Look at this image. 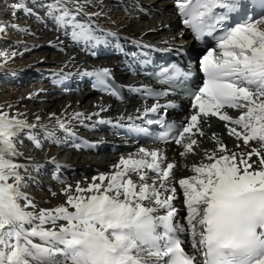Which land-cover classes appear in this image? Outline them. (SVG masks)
Returning a JSON list of instances; mask_svg holds the SVG:
<instances>
[{
	"label": "snow or ice",
	"instance_id": "1",
	"mask_svg": "<svg viewBox=\"0 0 264 264\" xmlns=\"http://www.w3.org/2000/svg\"><path fill=\"white\" fill-rule=\"evenodd\" d=\"M68 3L73 9L66 6ZM90 3L56 0L49 5L48 14L59 12L55 16L58 26L71 24L74 39L91 37L93 30L76 24L73 15ZM253 6L261 10L260 18L250 16L248 5L241 0H176L184 25L192 29L196 39L211 36L215 40L214 49L200 61L205 79L193 103L198 111L181 131L175 133L168 126L159 137L167 141L172 135L173 142L184 148L181 156L197 144L185 134L195 130L204 135L200 117L209 115L227 122L228 134L243 140L244 146L256 140L264 149V0H254ZM25 11L31 14L30 9ZM234 13L244 22L229 23L235 19ZM3 31L4 26H0ZM3 55L7 62V54ZM89 75L102 81L109 70L99 69ZM165 77L171 79L167 74ZM159 107L154 105L147 111L156 112ZM225 108L243 111L239 117H232L222 111ZM81 115L75 113L71 118ZM229 123L245 131L228 127ZM57 124L70 131L62 121L57 120ZM34 127L0 111V264H264L261 149L229 152L217 140V149L211 153L206 150L209 163L194 164L195 175L178 181L187 209L186 224L175 222L177 209L172 201L177 189L168 186L174 163L165 166L166 158L159 150L145 148L135 157H122L113 173L94 177L87 187L77 183L75 194L73 186L66 185L62 190L67 197L64 204L35 212L27 210L35 205L21 191L23 165L11 159L19 155L15 143L21 130ZM130 130L146 131L134 125ZM30 138L40 146L35 137ZM161 209L166 214L157 215ZM181 234L190 237L193 249L201 254L199 260L186 254Z\"/></svg>",
	"mask_w": 264,
	"mask_h": 264
},
{
	"label": "bare ground",
	"instance_id": "2",
	"mask_svg": "<svg viewBox=\"0 0 264 264\" xmlns=\"http://www.w3.org/2000/svg\"><path fill=\"white\" fill-rule=\"evenodd\" d=\"M1 1L2 8L6 3L15 1L14 15L5 16L9 20L6 25L11 26L10 22H14L19 26L13 28L15 34L12 33L13 38L7 41L10 45L6 53L10 54L14 65H6L0 71V81L8 86L5 91H0V111L36 125L21 130L15 143L19 155L11 159L23 165L21 175L28 174L22 189L31 193H25L35 205L29 210L38 212L39 209H52L64 204L67 197L62 190L66 185H72L75 194L77 183L87 187L94 177L113 173L116 170L114 166L122 157L137 156L139 146L127 143L123 133L127 132L126 126L141 123L142 114L154 106L149 103L142 105L138 99L145 83L144 71L139 65L143 54L163 56L176 53L184 56L183 52L190 49L191 61L199 57L196 58L197 53L190 47L189 34L181 30L176 0H91L84 11L73 12L76 24L93 30L91 37L81 39L73 38L71 24L58 26L55 16L59 12L48 14L49 5L55 4L56 0ZM17 4L22 7L16 8ZM66 6L73 9L71 3ZM25 9H30L31 14ZM29 40L34 43L25 46L23 42ZM18 50L22 51L19 55L23 54L24 58L12 55ZM104 68L109 70L108 77L123 85V102L101 95L95 84L99 78L89 75ZM1 74L8 78L2 79ZM118 106L122 107V111H118ZM197 111L193 103L185 101L182 111L174 118L186 125ZM222 111L239 117L243 110ZM75 113L82 115L79 119L71 118ZM57 120L66 125L69 135L58 126ZM200 120L205 141L195 130L190 133L197 140L194 146H199V154L188 152L181 156L184 148L177 144L157 148L166 158L165 166L166 163L175 165L168 186L177 189L172 205L177 209L175 222L178 224H186L184 218L187 215L183 189L178 181L195 175L192 170L194 164L209 163L206 150L211 153L217 149V140L229 152L261 149L256 140L244 146L243 140L230 136L225 127L227 122L221 121L218 116L209 115L200 117ZM228 127L245 131L239 125L229 123ZM210 131H215L216 136H212ZM30 137H35L40 146L37 147ZM62 137L68 139L67 144H63ZM237 143L240 148L236 147ZM261 153L264 154V149ZM252 159L258 161L257 156ZM133 178L139 182L137 177ZM42 179L45 180L40 182ZM148 182L151 183L150 180ZM20 203L23 205L25 202L21 200ZM156 214L164 215L166 210L161 209ZM180 237L190 255L199 260L201 254L193 249L190 237L183 234ZM34 242L40 243L38 238H34Z\"/></svg>",
	"mask_w": 264,
	"mask_h": 264
},
{
	"label": "rangeland",
	"instance_id": "3",
	"mask_svg": "<svg viewBox=\"0 0 264 264\" xmlns=\"http://www.w3.org/2000/svg\"><path fill=\"white\" fill-rule=\"evenodd\" d=\"M2 3V1L0 0V4ZM4 3V2H3ZM15 4V1L14 2H12V3H10L9 4V2L8 3H6V5H4V7L2 8V6L3 5H0V12H2L1 14H0V26H4V31L3 32H0V71H1V69H5L7 66H12V65H14V64H12L13 63V61L10 59L11 57H10V54H7L6 53V51H7V49L9 48V45H10V43H8L7 41H9L10 39H12L11 38V35H13V34H15V30L13 29V28H16V27H18L19 25H18V23H14V22H10L11 23V26H9V25H6L7 23H8V19H6L5 18V16H7V15H11V14H13L14 15V12H15V9H14V5ZM9 5V6H8ZM8 6V7H7ZM12 16V15H11ZM9 27H10V29H9ZM12 29L14 30V31H12ZM13 33V34H12ZM18 37V36H17ZM20 40V39H19ZM4 43H6L5 45L6 46H4ZM34 42H32V41H25V43L23 42V44H25V46H29V45H31V44H33ZM67 43V42H66ZM68 44V43H67ZM53 47H55V45H53ZM182 50H183V48H182ZM19 52V53H18ZM21 52L22 51H20V50H18V51H15V55L14 56H16L17 57V55L19 56V57H21V58H24V55L22 54V55H19V54H21ZM7 54V56H8V58H7V62H5V57H4V55L3 54ZM89 53H91V52H89ZM200 56V54L199 53H197L196 54V58H198ZM27 60V59H26ZM25 63H27V61L25 62ZM29 64V63H28ZM7 65V66H6ZM2 73H4V71H2ZM2 75V74H1ZM1 78L2 79H7L8 77H6V76H1ZM10 79V78H9ZM17 79V78H16ZM3 87L5 88L4 90H3ZM8 86H6L5 85V83L3 82V81H0V91H5L6 90V88H7ZM2 96V95H1ZM222 133H223V130H222ZM213 136H216V134H212ZM191 138H194V136H192ZM202 141H205V139L206 138H204V136L202 135L201 136V138H200ZM196 148V149H195ZM199 146H194L193 147V149H192V151H190V153H191V155H197V154H199ZM198 150V151H197ZM195 158H197V156H195ZM22 174H24V178H25V175H26V178H28V174H25V173H22ZM45 179H42V180H40V182L41 181H44ZM30 182H31V180H29ZM33 181V180H32ZM21 191H23L24 192V190L23 189H21ZM24 193H28L26 190H25V192ZM30 193V192H29ZM29 193H28V195H29ZM31 194V193H30ZM27 210H29V209H27ZM29 211H31V210H29Z\"/></svg>",
	"mask_w": 264,
	"mask_h": 264
}]
</instances>
